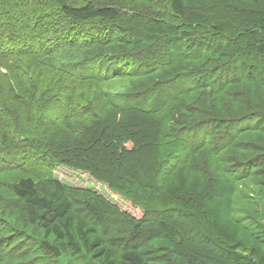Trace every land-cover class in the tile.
<instances>
[{
	"label": "trees",
	"instance_id": "1",
	"mask_svg": "<svg viewBox=\"0 0 264 264\" xmlns=\"http://www.w3.org/2000/svg\"><path fill=\"white\" fill-rule=\"evenodd\" d=\"M238 1L253 15L238 7L235 25L188 22L183 0H0V92L19 104H0V171L62 165L141 210L124 214L33 169L0 180L17 202H0L5 264H25L17 252L32 243L49 264H88L87 254L92 264H264L250 217L228 241L205 215L229 204L214 190L241 179L264 197V0ZM117 20L129 23L119 35ZM31 66L63 84L46 80L54 93L18 122L21 93L4 79L36 86Z\"/></svg>",
	"mask_w": 264,
	"mask_h": 264
},
{
	"label": "rangeland",
	"instance_id": "2",
	"mask_svg": "<svg viewBox=\"0 0 264 264\" xmlns=\"http://www.w3.org/2000/svg\"><path fill=\"white\" fill-rule=\"evenodd\" d=\"M186 6V15L185 20L195 22L196 20L204 21L206 23H217L220 21H226L232 24L238 23V16H237V9L238 7H241L243 9V12L247 15H253V8L248 7V5L244 2L238 1L234 2V0H183ZM122 1H119V3ZM253 6V5H252ZM198 14V16H196ZM207 18H210L211 20L208 21ZM141 20V19H138ZM197 22V21H196ZM129 23L127 22H120L119 20L114 23V29L116 30V35L120 34L121 27H127ZM187 25V22L186 24ZM228 30V28H227ZM231 33L234 32L233 30L230 31ZM8 61H2L0 62V66L7 67ZM45 67V66H44ZM4 69V68H2ZM30 71V74H32L34 80H36V86L29 83L30 81H23L21 84L15 83L16 79H13V81L6 80L4 83L5 89H7V86L10 88V91L13 92L11 85H17L16 89L21 93L20 101L22 103L21 106V112L20 119L18 122H21L22 114L24 112V108H29L30 110L40 112V110L43 107L44 104V98H41L42 94L45 95H52L54 91L48 92L49 86L48 82L46 83V80H53L58 81L59 86L63 84V79H60L59 77H54L53 75L47 73V70L45 68L41 69H32V66L28 68ZM25 71V70H24ZM8 76H13L12 73H8ZM153 75L142 78L137 81V83L134 84V86H131L134 90H141L143 87L149 85L148 83L152 78ZM40 84V85H39ZM96 86V85H94ZM118 87V85H116ZM115 87V88H116ZM35 91L37 92L36 101L32 102L31 104L24 106V102H29L31 100L32 95ZM0 94L2 95L1 98V105L3 107H17V103L13 101L10 95V97H7L6 94L1 90ZM51 111H53V108H50ZM49 114V113H48ZM29 118V115L26 116ZM56 129V128H54ZM63 130H60L58 132L62 133ZM205 148H208L205 146ZM197 158H194L190 161V167L195 168L196 163L205 162L208 160L207 158V152L204 151L201 154H198L196 156ZM22 168V167H20ZM198 168V167H196ZM33 169L34 171L40 172L42 174H52L54 177L61 180L63 183H65L70 189L82 191L84 193L90 194V195H98L102 198H104L107 202L114 205L115 207H118L120 211L124 214L128 213L136 218H139L141 216V210L139 208L136 209L131 203H128L125 201V199L119 197L116 194L110 193L108 189L105 188L104 185L97 183L94 179L90 178L87 175H84L83 173H78L74 171L73 169L67 168L65 166L59 165L56 168L51 169V171H47L45 168L42 167H34L29 166L27 169L24 170H18V169H10V170H3L0 171V180L6 181L7 187L11 183L17 181L20 177L27 175L26 170ZM189 169V168H188ZM202 171V170H200ZM198 174L195 173L191 176L189 180L190 186H197L200 185L197 180L195 179ZM251 179V180H250ZM241 179L238 181L235 185V190L231 192V185L228 186L227 190L224 188L218 187L214 190L217 194H224V193H230V201L229 204L227 203L225 205L224 201L215 202V203H208L207 207L209 208V212H207L205 215L209 217L210 221H208L209 225L211 226V229L213 231V235L217 238L223 237V239L230 241V238L238 239L243 235V232L240 231L241 224L240 221H244L246 217H250L251 220L245 222L246 224L249 223L248 227L250 228L251 232L258 233V238L256 239L257 245L262 247L264 249V211L262 212L258 206L260 205V201L264 202V197L257 196L258 189L254 186L253 179ZM170 183H174V178L169 177ZM202 183V182H201ZM204 184V183H202ZM7 187L0 188V202L6 201L10 203L16 204V201H13V198L6 195ZM230 187V188H229ZM201 190L200 192H202ZM258 200V201H255ZM259 220L260 225L259 226H251L250 224L253 223V221ZM30 233V231H29ZM31 234V233H30ZM12 248L14 246L12 245ZM36 247L32 243L29 246H24L21 251L17 252V254L24 252V259L26 260L25 264H49V254L47 252H43L41 254H38L35 251ZM39 255V256H37ZM88 258V264H92V257L87 254ZM177 264H180L179 262H176ZM0 264H5L4 259L0 255Z\"/></svg>",
	"mask_w": 264,
	"mask_h": 264
}]
</instances>
